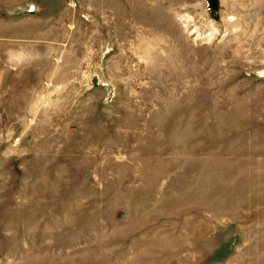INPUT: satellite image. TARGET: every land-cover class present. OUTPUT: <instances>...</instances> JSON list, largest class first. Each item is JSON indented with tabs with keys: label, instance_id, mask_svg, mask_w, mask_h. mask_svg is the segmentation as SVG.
<instances>
[{
	"label": "rangeland",
	"instance_id": "obj_1",
	"mask_svg": "<svg viewBox=\"0 0 264 264\" xmlns=\"http://www.w3.org/2000/svg\"><path fill=\"white\" fill-rule=\"evenodd\" d=\"M0 264H264V0H0Z\"/></svg>",
	"mask_w": 264,
	"mask_h": 264
},
{
	"label": "water",
	"instance_id": "obj_2",
	"mask_svg": "<svg viewBox=\"0 0 264 264\" xmlns=\"http://www.w3.org/2000/svg\"><path fill=\"white\" fill-rule=\"evenodd\" d=\"M209 7L215 9L217 7V0H209ZM93 82L96 83V79H93Z\"/></svg>",
	"mask_w": 264,
	"mask_h": 264
}]
</instances>
